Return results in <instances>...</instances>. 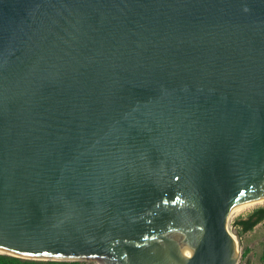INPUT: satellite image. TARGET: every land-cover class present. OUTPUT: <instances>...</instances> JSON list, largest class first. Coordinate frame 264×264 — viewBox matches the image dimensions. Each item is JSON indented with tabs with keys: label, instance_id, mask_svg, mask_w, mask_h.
Listing matches in <instances>:
<instances>
[{
	"label": "water",
	"instance_id": "95a60500",
	"mask_svg": "<svg viewBox=\"0 0 264 264\" xmlns=\"http://www.w3.org/2000/svg\"><path fill=\"white\" fill-rule=\"evenodd\" d=\"M260 197L264 0H0L1 250L236 264Z\"/></svg>",
	"mask_w": 264,
	"mask_h": 264
},
{
	"label": "trees",
	"instance_id": "16d2710c",
	"mask_svg": "<svg viewBox=\"0 0 264 264\" xmlns=\"http://www.w3.org/2000/svg\"><path fill=\"white\" fill-rule=\"evenodd\" d=\"M264 220V204L253 208L245 216L237 217L234 225L239 227V233L251 230L257 223ZM261 264H264V245L260 255ZM0 264H97L95 261L57 260V259H30L6 253H0ZM244 264H249L245 261Z\"/></svg>",
	"mask_w": 264,
	"mask_h": 264
},
{
	"label": "rangeland",
	"instance_id": "374dc122",
	"mask_svg": "<svg viewBox=\"0 0 264 264\" xmlns=\"http://www.w3.org/2000/svg\"><path fill=\"white\" fill-rule=\"evenodd\" d=\"M253 205L247 209L234 214L227 219L228 226L234 224V220L237 217L245 216L253 208L263 205ZM236 231L240 241V247L238 252V260L236 264H244L245 261H249V264H261L260 255L264 245V220L257 223L251 230L239 233V227L236 226Z\"/></svg>",
	"mask_w": 264,
	"mask_h": 264
},
{
	"label": "bare ground",
	"instance_id": "6f19581e",
	"mask_svg": "<svg viewBox=\"0 0 264 264\" xmlns=\"http://www.w3.org/2000/svg\"><path fill=\"white\" fill-rule=\"evenodd\" d=\"M262 203H264V197L251 199V200L246 201L244 203H241L239 205L233 206V207H231V209L229 211V214L227 216V219L229 217L233 216L234 214H238L239 212L247 209L250 206L259 205V204H262ZM231 237L233 238V241L235 243V249L237 250V252H239V245H238L239 237H238V235L235 232L231 231ZM193 251L194 250L189 251V252H185V253H183V255L185 257H189L193 253ZM0 253H6V254H11V255H18L17 253H12V252L5 251V250H1V249H0ZM20 255H21L20 257H27V256L22 255V254H20ZM35 257H41V256H35Z\"/></svg>",
	"mask_w": 264,
	"mask_h": 264
},
{
	"label": "built area",
	"instance_id": "2783aa9c",
	"mask_svg": "<svg viewBox=\"0 0 264 264\" xmlns=\"http://www.w3.org/2000/svg\"><path fill=\"white\" fill-rule=\"evenodd\" d=\"M229 227V230L233 231V232H237L236 231V226L233 224L231 226H228Z\"/></svg>",
	"mask_w": 264,
	"mask_h": 264
}]
</instances>
